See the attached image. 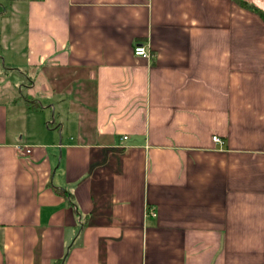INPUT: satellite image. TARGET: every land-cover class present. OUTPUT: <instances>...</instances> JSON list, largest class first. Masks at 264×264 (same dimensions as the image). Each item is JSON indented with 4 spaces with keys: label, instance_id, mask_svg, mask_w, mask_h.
<instances>
[{
    "label": "crops",
    "instance_id": "obj_1",
    "mask_svg": "<svg viewBox=\"0 0 264 264\" xmlns=\"http://www.w3.org/2000/svg\"><path fill=\"white\" fill-rule=\"evenodd\" d=\"M0 264H264V19L0 0Z\"/></svg>",
    "mask_w": 264,
    "mask_h": 264
},
{
    "label": "rangeland",
    "instance_id": "obj_2",
    "mask_svg": "<svg viewBox=\"0 0 264 264\" xmlns=\"http://www.w3.org/2000/svg\"><path fill=\"white\" fill-rule=\"evenodd\" d=\"M246 1H248V2H251V3H253V4H255V5H257L259 8H261V10L264 12V0H246ZM21 78V75L20 74H18V73H14V72H10L7 76H6V79L8 80V81H10L11 83H12V85L14 84H16V85H18V83L20 82V79ZM16 81V83H14ZM24 82V84L26 83L25 81H23ZM10 83V84H11ZM27 84V83H26ZM39 84H37V86L35 87V89H34V91H39V86H38ZM21 94L25 97V98H27V99H29V100H31V97L29 96V94H30V90H29V88L28 87H22V89H21ZM37 104L40 106V104H46L47 105V101L44 99V98H41V97H37ZM48 110H49V107H48ZM45 122H47L48 123V127L49 128H55L56 127V124H57V122H53L52 121V117L50 116V115H48V116H46L45 117Z\"/></svg>",
    "mask_w": 264,
    "mask_h": 264
},
{
    "label": "built area",
    "instance_id": "obj_3",
    "mask_svg": "<svg viewBox=\"0 0 264 264\" xmlns=\"http://www.w3.org/2000/svg\"><path fill=\"white\" fill-rule=\"evenodd\" d=\"M132 52L134 55H138V56L145 57V58H149L152 56L151 51L144 44L136 43L132 48ZM122 138L125 139L126 136H123ZM212 140L219 141V138L216 135H213ZM18 149H19V147H18ZM24 150L26 153H28L30 151V149L28 147H26ZM148 213L151 215L155 214L152 209H150V211H148Z\"/></svg>",
    "mask_w": 264,
    "mask_h": 264
},
{
    "label": "trees",
    "instance_id": "obj_4",
    "mask_svg": "<svg viewBox=\"0 0 264 264\" xmlns=\"http://www.w3.org/2000/svg\"><path fill=\"white\" fill-rule=\"evenodd\" d=\"M233 1L243 8L256 12L258 15H260L264 19V12L257 5L251 2H248L246 0H233Z\"/></svg>",
    "mask_w": 264,
    "mask_h": 264
}]
</instances>
